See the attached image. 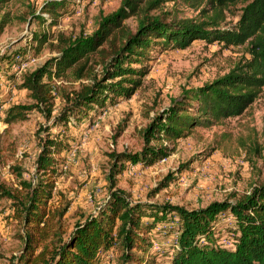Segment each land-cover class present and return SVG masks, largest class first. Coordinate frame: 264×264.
I'll return each mask as SVG.
<instances>
[{"label": "rangeland", "instance_id": "1", "mask_svg": "<svg viewBox=\"0 0 264 264\" xmlns=\"http://www.w3.org/2000/svg\"><path fill=\"white\" fill-rule=\"evenodd\" d=\"M45 1L6 0L0 11L10 18L0 31V264H22L24 231L15 217L17 203L10 195L22 181H44L36 172V156L40 142L47 138L68 143L60 155V175L54 179L48 203L64 210L61 221L68 232L75 223L101 215L111 193L121 194L128 202L189 211L214 202L235 203L264 183V92L241 115L209 128L196 127L173 143L163 142L171 148L168 157L151 165L136 159L156 144L154 140L144 144L143 136L154 118L169 109L183 91L209 83L247 59L246 44L225 47L217 41L194 40L183 49L156 48L143 62L147 74L132 96L112 99L103 107L94 105L81 122L71 118L64 127L55 123L59 113L74 105L76 95L90 80L78 78L74 67L67 69L63 77L51 79L50 103L44 104L22 87L23 79L59 55L58 34L71 40L88 37L96 31L99 17L115 11L120 0H66V10L52 27L39 25L32 17L34 13L48 18L41 10ZM251 1L238 0L225 8L218 29L232 30ZM201 7L166 0L160 10L171 20L195 18ZM125 22L132 28L136 25L134 18ZM37 33L47 36L41 45L32 39ZM17 54L22 59L13 63ZM95 72L101 78L99 66ZM8 111L14 117L9 121ZM120 155L128 159L117 160ZM219 220L221 241L228 246L231 233L225 228L234 225L233 219L225 213ZM149 222L148 217L142 219L144 224ZM165 224L157 223L146 235L149 243L144 256L154 254L158 264L169 262L176 236L173 227L165 228ZM120 255L116 247L105 251L100 264H135L124 263Z\"/></svg>", "mask_w": 264, "mask_h": 264}, {"label": "trees", "instance_id": "2", "mask_svg": "<svg viewBox=\"0 0 264 264\" xmlns=\"http://www.w3.org/2000/svg\"><path fill=\"white\" fill-rule=\"evenodd\" d=\"M5 1L0 0V11ZM165 1L120 0L115 11L99 17L96 31L88 37L71 40L58 34L59 55L46 66L26 74L22 87L46 104L51 99V79L63 77L67 69L74 67L78 78L90 80L76 95L74 105L58 115L55 123L67 127L71 118L81 122L94 105L103 107L112 99L132 96L147 74L143 62L156 48L183 49L194 40L217 41L225 47L246 44L247 59L235 63L209 83L183 91L172 100L169 109L154 118L143 130V136L144 144L151 140L156 144L146 147L136 159L151 165L170 155L171 148L163 142L173 143L187 137L196 127L209 128L241 115L264 92V0L249 2L232 30L218 27L223 10L238 0H180L203 7L195 18L171 20L160 10ZM66 4V0L45 1L41 10L48 18L34 13L32 17L39 25L52 27L66 10ZM128 18H134V28L125 22ZM9 21L7 12L0 14V31ZM32 39L41 45L47 36L37 33ZM20 59L22 56L17 54L11 61L20 63ZM135 62L140 66H132ZM97 66L102 72L99 79ZM105 76L118 79L114 83L105 82ZM7 115L8 121L14 118H10V111ZM67 147L68 143L58 137L40 142L36 172L44 181H22L10 195L17 203L15 217L24 231L22 264H100V255L115 247L121 251L124 263L158 264L154 254L147 257L144 254L149 243L146 235L159 222H166L164 227H173L176 232L167 264H264V183L235 203L214 202L189 211L128 202L121 194L111 193L101 215L75 223L68 232L61 221L64 210L48 205L54 179L60 175V155ZM54 153L59 157H54ZM125 158L128 159L117 156V160ZM225 213L234 222L225 228L231 233L228 246L221 241L222 224H219V216ZM173 215L175 220H171ZM145 217L151 222L142 223Z\"/></svg>", "mask_w": 264, "mask_h": 264}]
</instances>
